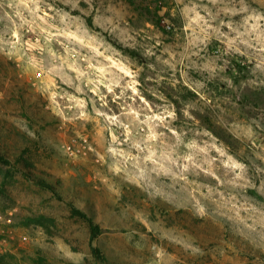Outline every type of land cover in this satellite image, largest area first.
Masks as SVG:
<instances>
[{
    "label": "rangeland",
    "instance_id": "rangeland-1",
    "mask_svg": "<svg viewBox=\"0 0 264 264\" xmlns=\"http://www.w3.org/2000/svg\"><path fill=\"white\" fill-rule=\"evenodd\" d=\"M0 264H264V0H0Z\"/></svg>",
    "mask_w": 264,
    "mask_h": 264
},
{
    "label": "clouds",
    "instance_id": "clouds-1",
    "mask_svg": "<svg viewBox=\"0 0 264 264\" xmlns=\"http://www.w3.org/2000/svg\"><path fill=\"white\" fill-rule=\"evenodd\" d=\"M21 2H22V0H21Z\"/></svg>",
    "mask_w": 264,
    "mask_h": 264
},
{
    "label": "trees",
    "instance_id": "trees-1",
    "mask_svg": "<svg viewBox=\"0 0 264 264\" xmlns=\"http://www.w3.org/2000/svg\"><path fill=\"white\" fill-rule=\"evenodd\" d=\"M93 229V228H92ZM95 229V228H94Z\"/></svg>",
    "mask_w": 264,
    "mask_h": 264
}]
</instances>
